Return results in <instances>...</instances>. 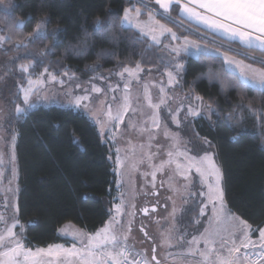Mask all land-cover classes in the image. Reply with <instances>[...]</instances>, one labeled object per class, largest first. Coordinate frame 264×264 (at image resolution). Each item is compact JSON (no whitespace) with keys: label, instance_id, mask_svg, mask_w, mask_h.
Here are the masks:
<instances>
[{"label":"trees","instance_id":"1","mask_svg":"<svg viewBox=\"0 0 264 264\" xmlns=\"http://www.w3.org/2000/svg\"><path fill=\"white\" fill-rule=\"evenodd\" d=\"M152 3L153 0H143V3L138 0H13L9 16H22L26 23L22 31L13 29L16 34L11 41L4 42L7 48H2L0 53H13L14 67L33 61L29 68L32 74L47 68V71L57 76L66 71L74 73L80 81L88 80L96 70L134 68L137 62H141V68L144 69H164L166 63H162L160 58L162 44L159 47H147L151 44L148 38L145 37L143 42L136 40L139 33L122 28L118 22L125 8H142L141 15L144 16L145 11L152 10L146 5ZM171 15L178 19L175 11ZM43 17L48 19V38L30 42L27 49L15 47L16 40L31 31ZM98 17H112L117 21L112 29L118 37L115 43L111 40L102 41L98 35H92L95 28L93 22ZM156 17L180 36H188L209 45L216 41L213 46L224 45L220 47L223 51L231 47L240 48L242 52L256 57L264 55L255 48L242 47L237 42L205 34L183 19L178 27L160 15ZM57 28L63 31L59 33V39L52 42L51 30ZM85 31L89 34L87 38ZM0 32L2 35L8 32L7 18L0 17ZM86 41L88 47L84 48ZM45 45H49L52 50L40 63L38 53ZM70 45L77 47L71 48ZM102 49L111 55L99 56ZM29 52L33 55H28ZM238 57L244 59L242 55ZM221 63L196 57L187 60L188 71L180 80L179 91L187 93L190 89L194 90V94L203 96L206 103L215 101L217 110L209 119L204 116L194 121L190 119L188 133L195 141H211L212 147L207 146L214 150L220 165L228 209L247 220L252 227H262L264 132L260 130L261 121L258 117L264 115V97L251 87L229 88L224 93L220 90L219 82L210 83L207 78H201L193 84L197 75L208 72L210 68L213 72H220ZM95 64H99V67L93 71L91 66ZM254 64L264 67L259 63ZM241 100L243 109L237 107ZM250 103L260 110L257 114L248 111ZM234 109L237 115H243L238 127L225 119ZM11 118L12 130L16 135L17 219L25 226L24 246L34 249L55 243L67 244L69 238L58 233V228L66 222L88 232L102 227L110 217L115 202L114 154L110 143L101 139L95 124L83 112L59 106H35L26 115L14 117L12 114ZM203 152L194 155L199 156ZM198 197L188 199L186 220L189 226L193 223V217L201 218L199 208L204 198ZM256 235L257 232L252 233V236Z\"/></svg>","mask_w":264,"mask_h":264},{"label":"rangeland","instance_id":"2","mask_svg":"<svg viewBox=\"0 0 264 264\" xmlns=\"http://www.w3.org/2000/svg\"><path fill=\"white\" fill-rule=\"evenodd\" d=\"M147 6L153 10V4H147ZM2 7L0 5L1 10ZM137 8L139 7L129 9L135 15ZM139 9L143 11L142 8ZM200 11L203 12V10ZM146 14V17L139 16V20L145 24L149 22V12H146ZM41 19H45V17ZM160 22L163 23L162 20ZM167 26L169 27V25ZM0 35H2L1 32ZM146 38L151 42L150 37L146 36ZM161 39L163 43L160 58L161 61L166 62L169 56L163 45L168 44L171 37ZM172 43L176 42L173 41ZM200 43L205 44L204 42ZM2 48H7L4 42H0V50ZM249 56L254 55L250 54ZM259 57L264 59V55ZM14 58L15 55L13 53H0V78H2L0 79V214L3 217L0 220V232H6L7 228L12 226L17 219L18 170L15 154L16 135L12 130L11 115L13 114L16 117L14 114L15 104L19 101L22 103V98L14 102L13 94L17 93L21 86L27 87L29 79L41 78L46 83L38 93L31 96L33 107L59 106L81 111L95 124L101 139L110 143L114 154L115 202L111 207L110 217L96 231L88 232L70 222H66L58 228V233L69 238L67 244L59 243L37 247L31 249L33 252L37 249H48L49 246L53 248H72L75 245L76 248H81L83 245L80 241L70 234L73 230H79L84 237L95 235L109 224H113V218L117 222L114 224L115 229L121 234L128 229L131 221V232L128 235L127 244L139 252L148 253L149 256L152 255V248L155 247L157 259L160 260L161 264H203L198 252L196 255H187V253L190 248L195 249L197 247L200 251H203V240L200 241L198 246L188 242L194 236L199 237L205 228L210 227L212 232H219V235L215 237V247L219 248L220 246V236H223L224 240H227L229 246H231V221L226 220L219 226L213 222L209 226V217L212 215L210 203H208L207 215L199 218L201 221L199 226L194 223L189 226L186 220V208L189 197L195 198L200 196L201 192L207 193V187L202 185L201 178L196 173L195 168L188 169L185 167L188 164V158L203 157L204 154L199 157L194 154L207 151L213 154L214 161L219 168L220 165L217 162L214 150L204 143L206 139L195 141L189 136L188 123L186 125L183 123V113L179 117L182 121L180 125L172 121L170 110L175 113V109L180 106L181 101L184 102L185 107L189 103L198 106V102L194 99L191 101L185 99L186 93L179 91V85L171 86L168 84L166 72L169 69L166 65L164 69H159V67L141 68L139 72L132 76H129L123 69L112 71L96 70L86 81H80L74 73L66 71L68 75H64L65 72L58 76L55 75L57 81L63 79L64 84L61 85L58 82L48 80L46 75L42 77L41 74L44 73L45 69L38 74L22 72L19 68L20 65L17 67L12 65ZM131 69H135V67ZM121 73L123 74L121 75ZM101 74L103 79L100 78ZM125 84L129 85L127 90L125 89ZM161 87L165 89L164 93L160 92ZM93 88H98L100 91H93ZM145 88H147V95L150 97L152 104H160L161 99H165V103L160 104L159 109H153L149 105ZM77 96L88 97L82 102L80 107H75L73 103H70ZM125 97L128 98L127 111L123 110ZM109 112L112 117H116L119 113L122 119H110ZM154 114H158L160 117L159 127L153 124ZM203 116L209 119L211 115L205 110ZM166 130L179 135L180 145L178 148L174 147V141L165 135ZM14 137L15 139H13ZM169 152H173L172 159L174 162L170 165L166 164L163 170L156 172L155 180H153L152 173L162 162L169 160ZM176 152H184L186 156L177 157L175 155ZM118 159L119 163H117ZM177 163L182 166L187 179L177 171ZM174 188L179 191H174ZM200 197H203L204 203H207L206 195ZM198 199L200 198L198 197ZM117 206H119V211H117ZM173 207L179 210L175 219L171 216ZM144 208L149 209L147 214L142 211ZM227 210L229 216L234 214L228 208ZM133 212L135 215H130ZM21 225L19 222L13 228V231L18 235L22 233L23 243L25 226L22 225L23 228H21ZM173 225H175V231L171 233L172 246L164 245L162 243L164 236L169 234ZM141 226L145 228L151 239L146 238L144 233L140 231ZM254 241H257L256 246L259 247L258 239ZM85 243H87L86 239ZM256 250L259 249L256 248ZM182 253L185 255L182 256ZM43 264H80V261L73 257L54 254L44 256Z\"/></svg>","mask_w":264,"mask_h":264},{"label":"snow or ice","instance_id":"3","mask_svg":"<svg viewBox=\"0 0 264 264\" xmlns=\"http://www.w3.org/2000/svg\"><path fill=\"white\" fill-rule=\"evenodd\" d=\"M143 3V0H138ZM154 3L158 8H154L149 12V22L147 24L142 23L139 20V16L142 14L141 9L135 10L136 14H132V10L129 8L124 9L123 16L119 19V25L122 28L138 32L139 35L135 37L136 40L143 42V39L148 36L151 39V44L147 47L157 46L159 47L163 43V39L171 40L168 44L163 45L167 51L169 59L161 61L166 63L168 71L166 75L168 77V84L171 86H177L180 80L183 78L188 71L187 60L189 57H196L197 59L212 61L221 63V71L213 72L211 68L208 72L200 73L197 75L193 84H195L201 78H207L209 82L217 81L221 85V92L226 93L229 88L235 87H251L258 91L262 97H264V67H255L254 63L264 65V59L256 56H249L246 52H242L240 48L227 49V52H221L220 47L210 46L205 43L202 44L197 40L190 39L188 36H184L182 39L177 35L172 28L166 24L156 20L155 16L160 15L162 19L168 20L170 23L180 26L181 19H196L202 22L208 29L213 30L217 33H222L225 37L230 40L238 41L242 47L255 48L261 52H264V0H154ZM2 10H0V17L8 19V32L4 35H0V42H8L13 39V35L16 33L13 29L22 31L23 26L26 23V19L22 16H9L10 10L13 8V0H0ZM147 6V5H146ZM197 9H203L204 11H198ZM175 11L178 19H174L171 13ZM95 28L92 35H98L101 40H111L115 43L118 40L115 32L112 31L117 21L108 17L105 19L97 18L94 22ZM48 19L38 20L31 31L27 32L16 40L15 47L25 48L29 47L30 42H35L37 39H47L49 35L48 31ZM62 29H52L51 38L52 42L59 39V33ZM88 32L85 31V37H88ZM176 43H172V42ZM213 45L216 41L211 42ZM71 48L77 46L70 45ZM84 48L88 47L87 41L85 42ZM52 49L49 45H45L44 49H41L38 53L39 62L43 63V57L50 52ZM234 52L236 56H243L244 59H236L234 56H230L227 53ZM28 55H33L29 52ZM103 57L111 55V53L101 50L98 54ZM143 59V53L141 54ZM245 60H251L254 63H245ZM33 65V61H29L26 64L19 66L20 70L24 73L29 72V68ZM94 71L99 64L92 65ZM141 70V62H137L135 69L125 67L124 72H127L129 76L135 75L136 72ZM11 71V70H9ZM123 73H121L122 75ZM47 76L48 80L58 82L61 85L64 84L63 79L57 81V77L53 73H49L45 68L44 73L41 76ZM64 75H68L66 72ZM103 79V75L100 76ZM2 79V78H0ZM46 83L44 79H29L27 81V87L21 86L17 93L13 94V101L22 98V103H16L14 114L17 117H22L27 114L28 110L33 107L31 96L38 93L41 87ZM129 87L125 84V89ZM93 91L99 92L100 89L93 88ZM160 92L164 93L165 89L160 88ZM146 98L149 101V105L153 109H159L160 104L165 103V99H161L160 104H152L150 97L147 95V88H145ZM88 97H74L73 103L75 107H80L82 102ZM127 97H125L124 111H127ZM185 99L191 101L195 100L198 102V106L189 103L186 107L184 102H180V106L175 109V113L170 110L172 121L180 125V115L183 113L185 125L188 123L189 118L192 121L198 117L203 116L206 110L209 115L216 113L215 101L205 103L203 96L198 94L194 95V90H189L185 94ZM243 99V98H242ZM238 108L243 109L244 105L241 103L237 105ZM248 111L255 115L260 110L253 107L250 103L247 106ZM110 119H122V116L117 114L116 117H112L109 112ZM159 115L154 114L153 124L159 127ZM225 119L232 122L237 127L243 121L242 113L237 115L235 109L230 112ZM258 119L261 121V132H264V115L259 116ZM165 135L169 136L174 141V147H179L180 137L176 133H170L167 130ZM198 136V133L196 134ZM15 139V137L13 138ZM204 143L212 147L211 141L205 140ZM195 147V146H194ZM177 157L186 156L184 152H176ZM169 160L162 162L155 171L152 173L153 180H155L156 172L164 169L166 164L173 163V152L168 153ZM119 163V159L117 161ZM188 169L195 168L196 173L199 174L202 185L207 187V193L201 192L200 196H207V203H202L199 208V216L203 217L207 215L208 203L211 204V213L209 217V226L215 222L217 226L224 223L226 220L231 221L230 235L231 246L229 242L224 240L223 236H220V246L215 247V237L219 235V232H212L209 228H205L204 232L200 233L199 237H193L189 244L199 245L200 241L203 240L204 249L200 251L199 248H190L187 255H196L202 258L203 264H264V227L252 228L247 220L241 219L239 216L232 214L229 216L228 210L225 205V191L221 187L222 184V173L220 168L216 165L213 154L205 151L203 157H190L188 158V164L185 166ZM177 171L180 175H185L182 166L177 163ZM155 187V185H153ZM179 191L178 189H173ZM194 195V194H191ZM171 199V197H169ZM117 206V211H119ZM154 210V208H153ZM19 209L17 208V212ZM147 214L148 208L142 209ZM179 210L173 207L171 216L173 219L176 218V214ZM135 215V213H130ZM2 214H0V220H2ZM114 219L113 224H109L102 231L97 232L95 235H89L84 237L83 233L79 230H73L70 234L83 245L81 248H76L75 245L72 248H53L49 246L48 249H37L33 252L31 249H26L22 243V233L16 234L13 228L19 224L16 219L12 226H9L6 232H0V264H43L44 256L51 255H63L65 257H73L80 261V264H161L160 260L157 259L156 248H152V255L149 256L146 252H133L127 244L128 235L131 232V221L129 222L128 229L123 233H118L115 229L114 224L117 223ZM193 223L197 226L201 224V221L197 217H193ZM23 228V226H20ZM198 230V229H197ZM140 231L144 233L146 238L149 237L148 232L143 226ZM175 231V225L170 230L169 234H165L162 243L167 246L171 245L172 232ZM259 233V251H256L257 241H253L250 237V233ZM85 239L87 243H85ZM183 239V237H181ZM237 239L239 243H237ZM252 249L249 254V249ZM243 250L244 255L241 256ZM182 256L185 254H181Z\"/></svg>","mask_w":264,"mask_h":264},{"label":"crops","instance_id":"4","mask_svg":"<svg viewBox=\"0 0 264 264\" xmlns=\"http://www.w3.org/2000/svg\"><path fill=\"white\" fill-rule=\"evenodd\" d=\"M153 9L154 8H158V6H156L155 5V3H154V0H153ZM134 9V8H133ZM198 10V9H197ZM200 10H203V9H200ZM200 10H198V11H200ZM204 11V10H203ZM146 12H150V11H145V17H146ZM202 12V11H201ZM155 19H158L156 16H155ZM158 20H160V19H158ZM183 20H185V21H188V22H190L191 24H193V25H195L196 27H198V28H200L201 30H203L204 32H205V34H210V35H214V36H217V37H219V38H221V39H223V40H226V41H234V40H230L228 37H225L222 33H217V32H214L213 30H211V29H208L202 22H200V21H197L196 19H187V18H185V19H183ZM161 21V20H160ZM163 22V21H162ZM163 23H165V22H163ZM166 24V23H165ZM166 25H168V24H166ZM170 27V26H169ZM174 30V29H173ZM177 33V32H176ZM178 34V33H177ZM178 36H180V35H178ZM182 37V36H181ZM234 42H237L238 44H239V42L238 41H234ZM220 51L221 52H227V51H223V50H221L220 49ZM228 55H230V56H234L236 59H243V58H240V57H238V56H236V55H233L232 53H230V52H228L227 53ZM245 63H250V62H248V61H246L245 60ZM254 66L255 67H260V66H258V65H255L254 64ZM203 154H205V152H203L201 155H203ZM201 155H199V156H201ZM196 156V155H195ZM198 155H197V157H199ZM204 203V202H203ZM228 208V207H227ZM204 217V216H203ZM262 227H264V225L262 226ZM252 228H254V227H252ZM255 229V228H254ZM66 237V236H65ZM250 237H251V239L254 241L255 239H258V237H259V233H258V231H257V235L254 237V236H252V233H250ZM237 243H239V240L237 241ZM56 244H59V243H55L54 245H56ZM51 245V244H50ZM256 248H258L259 249V247L258 246H256ZM133 249L134 250H136L134 247H133ZM249 250H252L251 248L249 249ZM136 251H138V250H136ZM139 252V251H138Z\"/></svg>","mask_w":264,"mask_h":264},{"label":"built area","instance_id":"5","mask_svg":"<svg viewBox=\"0 0 264 264\" xmlns=\"http://www.w3.org/2000/svg\"><path fill=\"white\" fill-rule=\"evenodd\" d=\"M195 32V31H194ZM195 33H197V32H195ZM198 35H200L201 37H204L205 38V36H203L202 34H200V33H197ZM130 247V246H129ZM131 248V247H130ZM131 250L133 251V252H138V251H136V250H134L133 248H131ZM249 251V254H251V252H252V250H248ZM257 252L259 251V250H256ZM244 255V253H243V250H242V252H241V256H243Z\"/></svg>","mask_w":264,"mask_h":264}]
</instances>
